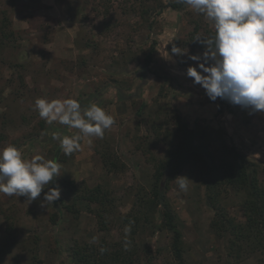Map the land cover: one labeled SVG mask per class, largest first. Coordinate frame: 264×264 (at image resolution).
<instances>
[{"label": "rangeland", "instance_id": "rangeland-1", "mask_svg": "<svg viewBox=\"0 0 264 264\" xmlns=\"http://www.w3.org/2000/svg\"><path fill=\"white\" fill-rule=\"evenodd\" d=\"M170 1L175 0H0V21L8 19L11 34L0 48V150L15 145L25 159L42 155L58 162L55 183L66 202L70 194L96 186L116 199L102 230L95 205L78 204V215L60 214L52 204L41 206L47 189L32 202L0 193V264H33V255L34 264H72L76 245L128 239L120 220L133 212L138 191H150L153 158L166 159L175 148L181 121L193 130L195 142L217 157L234 147L257 161L264 185V113L249 115L220 98L213 102L187 76L188 67L203 62L190 56L203 57L206 50L196 39L215 28L188 6L169 8ZM173 45L182 54H172ZM37 98H72L82 108L96 103L115 122L102 139L84 137L79 151L65 155L53 135L78 130L46 123L34 110ZM106 150L124 164L122 172L105 170L100 154ZM177 176L190 179L187 191L179 189ZM177 176L167 177L166 192L178 216L186 263L264 264V250L238 262L229 256L226 240L212 232L214 211L206 204L198 169L187 165ZM67 182L77 189L66 192ZM243 195L228 192L223 200L238 222L244 221ZM159 219L156 213L155 224ZM153 230L136 236L153 252L142 264H173L171 234Z\"/></svg>", "mask_w": 264, "mask_h": 264}, {"label": "trees", "instance_id": "trees-1", "mask_svg": "<svg viewBox=\"0 0 264 264\" xmlns=\"http://www.w3.org/2000/svg\"><path fill=\"white\" fill-rule=\"evenodd\" d=\"M167 6L176 11L186 7L181 0L170 1ZM147 14V11L144 12V16ZM7 22V18L0 21V48L4 40L11 35L6 32ZM195 33L197 35L198 29ZM214 33L215 30H207L200 38H211ZM204 46L205 44L199 41V47L203 49ZM140 114L141 110L138 112V115ZM178 130L179 142L166 159L157 161L153 158L155 174L150 191H138L133 203V212L120 220L122 225L128 227L129 238L112 243L102 241L99 246L76 245L70 252L72 264H142L144 257L152 256L153 252L146 244L137 243L136 236L142 229L150 227L154 229L153 232L156 230L169 232L173 264H187L178 216L167 198V182L162 183L166 170H169L171 177H175L187 165H193L200 173L205 186L206 204L214 211L211 230L218 238L226 240L229 256L240 262L245 255L264 250V185L258 180L261 165L234 147H226L224 156L217 157L206 144L195 142L193 130L185 122H180ZM59 155L55 156V160ZM100 156L107 172L123 171L125 166L115 154L106 150ZM50 186L57 187L56 183ZM65 188L68 193L77 189L74 182H67ZM228 192L244 194L241 203L243 222H238L224 207L223 200ZM70 195L72 196L70 203L61 196L52 207L59 213L65 210L67 213L78 215L80 213L78 204L88 207L87 209L95 205L97 207L95 213L102 224V230L107 229V218L111 215L116 202L110 192L104 190L102 186H96L85 189L81 195L79 192ZM156 213H159L160 218L158 224H155ZM101 249L105 251L101 252ZM32 260L33 264L36 263L37 256L33 255Z\"/></svg>", "mask_w": 264, "mask_h": 264}, {"label": "clouds", "instance_id": "clouds-1", "mask_svg": "<svg viewBox=\"0 0 264 264\" xmlns=\"http://www.w3.org/2000/svg\"><path fill=\"white\" fill-rule=\"evenodd\" d=\"M183 4L201 14L214 24L211 38H197L206 45L203 57L192 55L193 61H201L187 69V76L200 85L207 97L215 102L217 98L233 106L247 110L249 115L264 113V0H181ZM172 54H182L173 45ZM199 69V70H198ZM34 110L46 123L58 122L70 129H77L75 135L61 137L65 155H72L81 149L84 137L103 138L105 130L114 124V118L96 103L82 108L72 98L64 100L37 98ZM58 162L34 155L25 159L20 149L9 145L0 150V193L12 197L23 196L28 201L41 197V206L53 204L60 199L59 187H52L59 177ZM181 191H187L186 176L175 178ZM105 249H101V252Z\"/></svg>", "mask_w": 264, "mask_h": 264}, {"label": "water", "instance_id": "water-1", "mask_svg": "<svg viewBox=\"0 0 264 264\" xmlns=\"http://www.w3.org/2000/svg\"><path fill=\"white\" fill-rule=\"evenodd\" d=\"M169 176V170H166L164 172L163 178H162V183L165 184L167 181V177Z\"/></svg>", "mask_w": 264, "mask_h": 264}]
</instances>
